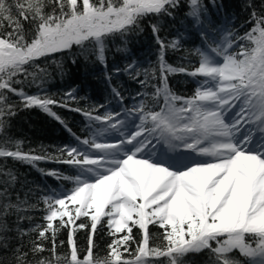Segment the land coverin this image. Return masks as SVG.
Wrapping results in <instances>:
<instances>
[{"label": "snow or ice", "instance_id": "1", "mask_svg": "<svg viewBox=\"0 0 264 264\" xmlns=\"http://www.w3.org/2000/svg\"><path fill=\"white\" fill-rule=\"evenodd\" d=\"M211 2L215 6V0ZM183 6L182 0H0V135L5 136L0 158L33 165L46 158L22 151V141H11L6 132L17 111L12 96L25 108L38 107L60 120L50 106L67 104L19 87L42 84L49 75L43 64L62 69L57 55L70 56L75 64L78 49L80 55L94 54L106 68V42L141 32L148 22L159 46L161 73L154 90L138 92L130 108L124 106L121 91L112 87L121 110L93 115L69 109L86 117L89 135L62 150V162L75 165L76 175L49 173L70 180L73 187L43 197V225L19 227L31 219L27 211L34 205L19 193L13 199L17 177L0 169V248H8L11 231L20 239L35 233L28 251L22 244L12 251L11 264H185L184 257L202 252L209 264H264V12L252 11L246 21L251 26L243 35L225 30L214 46L195 48L198 61L189 70L164 59L169 48L180 47V37H160L159 21H174ZM185 15L206 41L213 24L207 5L188 0ZM137 68L133 60L125 71L146 89L148 72L141 79ZM169 73L199 77L192 96L173 93ZM105 78L110 81L111 76ZM73 92L66 97L75 99ZM185 152L197 159L174 167L160 158ZM9 217H14L15 229ZM81 218L90 223L77 225ZM150 225L159 230L156 246L151 244ZM98 226L112 237L104 256L94 252ZM134 228L140 240L132 252ZM61 229H70L65 256L57 252ZM78 229L89 230L83 255L75 239ZM125 252L133 258H125ZM234 252L246 259H236ZM0 264H5L3 259Z\"/></svg>", "mask_w": 264, "mask_h": 264}, {"label": "trees", "instance_id": "2", "mask_svg": "<svg viewBox=\"0 0 264 264\" xmlns=\"http://www.w3.org/2000/svg\"><path fill=\"white\" fill-rule=\"evenodd\" d=\"M202 3L207 5L208 15L213 22L209 26L206 41L202 40L197 27L185 15L188 11V0H182L184 6L177 10L174 21L168 18L159 21L163 25L160 31L162 39L171 41L180 37V47L177 50L169 48L165 53L164 59L167 64L191 70L198 61L195 48L201 47L204 43L214 46V40L222 39L225 30L243 35L251 26L246 21L250 20L252 11L264 12V0H215V6L211 0H202ZM156 22L155 19L152 20V23ZM142 27L143 31L141 32H133L124 38L117 36L106 42V68L97 61L94 54L80 55L77 49L75 64L71 62L72 57L57 55L56 59L62 64V69H58L54 64H43L42 67L47 68L49 75L42 84L37 81L35 84L25 83L19 86L23 87L24 91L30 95L39 93L41 96L54 98L67 104L68 107L50 106L51 110L60 117V120L38 107L25 108L17 97H10L17 106V111L10 120L6 137L11 141H22L20 146L22 151L46 157L36 161L34 165L11 158H0V169L11 170L17 177V183L13 189V199H15V194L19 193L21 199H26L29 205H34L27 211V215L31 219L24 220L19 225L20 228L30 230L34 225H43L45 223L43 197L50 195L52 191L58 193L60 190L67 191L73 187L70 180L58 179L49 174L56 172L60 176L72 177L78 171L75 165L62 162L66 159L62 150L66 146H76L77 137L83 138L89 135L88 122L82 112L69 109L79 108L91 111L93 115L103 114L105 111L121 110V106L112 95V87L121 91L124 96V106L130 108L135 103L132 97H135L138 92L151 93L154 90L152 85L160 83L158 77L161 73L157 58L159 46L148 22H145ZM25 30L30 34V25L25 24ZM122 48H126L127 51H118ZM133 60L138 65L137 70L141 72V79L144 78V71L148 72L149 87L146 89L142 88L125 71L126 66ZM116 69L120 70L119 74L116 73ZM106 75L111 76L110 81L105 78ZM197 79L199 77L193 78L183 73L168 74V84L172 92L184 97L192 96L197 87ZM72 90H74L75 99H68L65 94ZM101 105L103 107H100ZM4 139L5 136L0 135V143H3ZM12 146V144L8 145V147ZM169 156L181 158L178 153ZM81 222L90 223L87 218H81L76 221V224ZM9 226L15 229L14 217H9ZM101 229L102 226H98L94 236V252L104 256L112 237L108 235L107 230ZM69 231L70 229H61L56 235L57 252L61 256L67 255L69 251ZM149 231L153 237L151 244L158 245L160 243L159 230L150 225ZM7 235L9 237L8 248H0V259H3L5 264H11L12 251L21 244L24 251H28L31 241L35 239V233L29 231L28 235L22 239L18 238L15 231H11ZM88 235V229H78L75 232L77 247L81 255L87 248ZM132 235L134 239L129 243L131 251L135 252L137 242L140 240V233L134 228ZM44 243L46 247H51L50 242L44 241ZM44 255H48V253H44ZM232 255L239 260L246 259L239 253L234 252ZM124 256L127 259L133 258L127 252L124 253ZM184 260L185 264H209L206 252L189 254L184 257Z\"/></svg>", "mask_w": 264, "mask_h": 264}, {"label": "rangeland", "instance_id": "3", "mask_svg": "<svg viewBox=\"0 0 264 264\" xmlns=\"http://www.w3.org/2000/svg\"><path fill=\"white\" fill-rule=\"evenodd\" d=\"M38 95H40L39 93H37ZM235 109L233 110V112L232 113H229V116H228V118L229 119H231L232 117H233V115H234V113H235ZM241 134H243V129H241ZM108 139H110V140H115V136H110V137H107ZM175 153H170L169 155H174ZM157 157H153V159H156ZM162 160H163V162H167V157L166 156H164V157H160ZM181 161V163L184 161L183 159H181L180 160ZM171 162V161H170ZM189 163H192L191 161H187V162H185L184 164H189ZM171 164V163H170ZM176 166H182V164L181 165H177V163H176ZM176 166H174V167H176Z\"/></svg>", "mask_w": 264, "mask_h": 264}]
</instances>
